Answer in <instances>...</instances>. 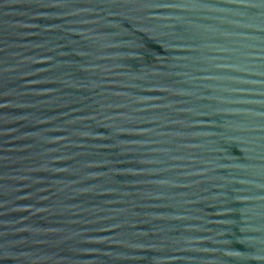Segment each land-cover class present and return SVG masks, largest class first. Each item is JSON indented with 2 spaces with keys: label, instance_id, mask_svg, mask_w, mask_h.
I'll return each instance as SVG.
<instances>
[{
  "label": "water",
  "instance_id": "obj_1",
  "mask_svg": "<svg viewBox=\"0 0 264 264\" xmlns=\"http://www.w3.org/2000/svg\"><path fill=\"white\" fill-rule=\"evenodd\" d=\"M0 264H264V0H0Z\"/></svg>",
  "mask_w": 264,
  "mask_h": 264
}]
</instances>
